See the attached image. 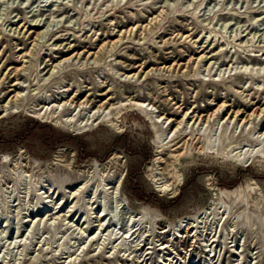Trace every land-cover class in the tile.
<instances>
[{
  "label": "rangeland",
  "instance_id": "obj_1",
  "mask_svg": "<svg viewBox=\"0 0 264 264\" xmlns=\"http://www.w3.org/2000/svg\"><path fill=\"white\" fill-rule=\"evenodd\" d=\"M0 84V264H264V122L190 120L264 106V0H0Z\"/></svg>",
  "mask_w": 264,
  "mask_h": 264
},
{
  "label": "bare ground",
  "instance_id": "obj_2",
  "mask_svg": "<svg viewBox=\"0 0 264 264\" xmlns=\"http://www.w3.org/2000/svg\"><path fill=\"white\" fill-rule=\"evenodd\" d=\"M132 31H133V29H131V31L129 32V33H132ZM126 34H127V32H126ZM48 67H50L49 65L46 67V68H48ZM45 68V69H46ZM18 85V84H17ZM0 86H1V84H0ZM13 87H15V89L12 91V92H15V91H17L18 90V88H17V86L16 85H14ZM16 96H18V93H17V95ZM72 101V100H71ZM73 102V101H72ZM85 102V101H84ZM83 102V103H84ZM83 103L82 104H80V106H82L83 105ZM145 105V103H138V104H136L135 106L137 107V108H139V110H145L146 109V107L144 106ZM258 105H259V102L257 103V104H255V106H256V108H255V110L251 113V114H249V115H247V116H245L244 115V113H241V111H238V112H233V111H231V110H229V108L231 107V106H229V105H227L226 103H223L222 105H220L214 112H212L211 114H209V115H206V116H200V115H198V114H196L194 111H192V113H190V115L192 116L191 118H190V120H191V122H193L194 124H197V123H200V122H209L210 121V119L211 118H213V117H215V116H219L221 113H223L224 111H225V109H227V113L225 114L227 117H226V119H228V120H230L231 121V119H235V120H238V118L239 117H241V120L240 121H242V124L244 123V124H248V123H251L252 121H253V119H260V123H263L264 122V106H262V107H258ZM264 105V104H263ZM101 111V107L100 108H98L96 111H95V114L96 115H98L99 116V112ZM189 112L190 111H188L187 113H185L184 115H183V118H182V120L180 121V122H177V123H175V121L173 120V119H170V118H167V117H165L164 115H160V116H158V121L159 122H162V123H165V122H167V124H171L172 125V130H171V133L172 134H181L182 133V131H183V129H181V125H182V123L184 124V122H186L187 120H189ZM98 113V114H97ZM95 116V115H94ZM95 118V117H94ZM101 117H98L97 119H95V120H98V119H100ZM257 119V120H258ZM232 120V121H233ZM260 125V124H259ZM261 134V137H263L264 138V131H261L260 132ZM175 137V136H174ZM245 159V158H244ZM251 159V156H249L248 157V160H250ZM166 184V183H165ZM164 184V185H165ZM165 188H166V186H164ZM165 233V232H164ZM164 248V247H163ZM167 248V247H166ZM165 248V249H166Z\"/></svg>",
  "mask_w": 264,
  "mask_h": 264
},
{
  "label": "trees",
  "instance_id": "obj_3",
  "mask_svg": "<svg viewBox=\"0 0 264 264\" xmlns=\"http://www.w3.org/2000/svg\"><path fill=\"white\" fill-rule=\"evenodd\" d=\"M34 121V120H33ZM35 122V124L36 125H38V126H44V127H46L47 129H50V126H48V125H42V124H40L38 121H34Z\"/></svg>",
  "mask_w": 264,
  "mask_h": 264
}]
</instances>
